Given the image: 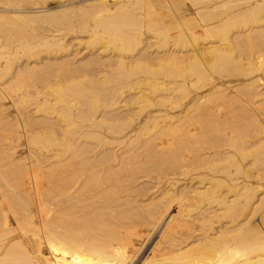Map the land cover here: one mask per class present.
<instances>
[{
    "label": "bare ground",
    "instance_id": "obj_1",
    "mask_svg": "<svg viewBox=\"0 0 264 264\" xmlns=\"http://www.w3.org/2000/svg\"><path fill=\"white\" fill-rule=\"evenodd\" d=\"M83 1L33 16L88 34L75 40L91 51L81 66L51 37L37 44L44 59L19 70L35 47L0 27L16 45L0 46V126L25 150L0 147V264H137L150 235L138 264H264V0H187L165 13L158 0L74 8ZM128 102L135 113H116ZM153 167L171 175L165 185H136Z\"/></svg>",
    "mask_w": 264,
    "mask_h": 264
},
{
    "label": "rangeland",
    "instance_id": "obj_2",
    "mask_svg": "<svg viewBox=\"0 0 264 264\" xmlns=\"http://www.w3.org/2000/svg\"><path fill=\"white\" fill-rule=\"evenodd\" d=\"M0 1H2V2H5V0H0ZM26 1V0H25ZM32 2V3H29V2ZM43 1V2H42ZM66 0H27V2L26 3H24L22 6H19V8H18V6L17 7H15V6H11V5H1L0 7H1V9H0V11L1 12H6V14H7V12L8 13H15V14H17V15H24V16H31L29 19L27 18L26 20H28V21H30V19L31 20H33L32 22L30 21V22H28V21H24V22H22V21H20V23H19V21H16V22H14V24H12V21L10 20H8V19H6L5 20V17H3V18H0V27H1V29H3V31H5L6 30V32H7V30L8 31H10V32H13V30H14V34H17L18 32H20V30H21V32L19 33V35L17 34L16 36L14 35V42L12 41L11 43H16V45H18L17 44V41L19 40H23V38H25L23 41L21 40L20 42H22V43H26V42H28V43H26V44H28V45H33L32 47H35V50H33V52L31 53L32 54V57H30L29 59H27V57L25 58V55H22V53H20L19 54V56L17 57V58H19V61L18 62H16V64H18L19 65V70H23L22 68L23 67H25L26 65H25V63L27 62V60H29V62H31L32 63V61H36V59L37 58H40L41 60H42V58L44 59V57L46 56V54H45V52L41 49V48H38V46L39 45H41V44H43L42 43V41L44 40V41H48V40H50L51 41V39H49V38H51V37H54V38H57V39H60V40H62L64 43H66V45H70V47H68V49H69V53H71V52H73L74 51V53H75V51H77V56L78 57H75L74 58V60H72V63L71 64H74V66H81V65H83L84 63H85V59L86 58H88V56L90 55V53H91V51H88V50H86V49H84V47H82V46H79V45H77V42L75 41V40H77L78 38H81V41L82 40H84V41H86L85 39H87V35L88 34H81L80 33V31L78 32V31H75V32H66V33H63V32H56L57 31V29H54V28H49L46 24H44L42 21H41V19H43V18H39L40 20L39 21H36V19H38V17L36 18V17H33L34 15H43V14H48V13H54V12H56V11H58V10H60V7H62L63 5H64V2H65ZM86 1H87V3H86ZM94 1V2H93ZM100 1H102V2H105V5L106 6H108L109 8H111V9H114L115 7H117L116 5H117V3H118V1L117 0H84L82 3H78V4H75L74 5V8L76 9V8H78V7H81V6H87V5H91V4H93V6H94V8L97 6L98 7V4H96V2H100ZM129 1H132V0H129ZM159 2H156V1H154V2H156V4H155V9H156V11L158 12V11H160V12H162V13H165L164 11H166L167 12V10H166V8L167 7H169V8H172L173 9V6L175 5V6H181L182 7V5H180L182 2H184L187 6H191V4H189V1H187V0H158ZM63 2V3H62ZM91 3V4H89V3ZM116 3V4H115ZM169 4H170V6H169ZM157 5V6H156ZM92 6V7H93ZM3 7V8H2ZM92 7H90V8H92ZM143 8L145 7V5L144 6H142ZM141 7V8H142ZM6 8V9H5ZM16 8V9H15ZM45 9V10H49V11H47L46 13H42V12H39V10H42V9ZM157 8H158V10H157ZM19 9V10H18ZM97 9V8H96ZM54 10V11H53ZM73 11H74V9H73ZM72 9L70 10V12H69V16H70V14H72L73 13V15H72V17H74V14H75V18L77 17L78 18V16H79V14L80 13H78L77 12V10H75V12H72ZM5 14V15H6ZM7 15H10V14H7ZM2 17V16H1ZM32 17H33V19H32ZM79 18H80V16H79ZM4 20V21H3ZM42 22V24L41 25H39L41 22ZM35 22H37V23H35ZM30 23H32V24H30ZM18 24V26H16L17 28H15V25H17ZM21 24V25H20ZM36 24V25H35ZM13 25H14V27H13ZM26 25V26H25ZM13 27V28H12ZM6 28V29H5ZM5 29V30H4ZM20 29V30H19ZM26 31H25V30ZM15 30H17V33H15ZM31 30H33V31H35L36 30V33L37 34H35V32L33 33V32H31ZM42 30V31H41ZM26 32V33H25ZM3 32H0V46H1V48L2 49H4V50H6V51H13V50H15V46L16 45H14V46H12L13 44H11L9 41L10 40H8L9 38L7 37V35H6V33H3ZM57 33H58V35H57ZM63 33V34H62ZM31 34V35H30ZM38 34H40V35H38ZM59 34H62V35H59ZM22 36V38H21V36ZM2 36H3V38H2ZM6 36V37H5ZM30 36V37H29ZM44 36V37H43ZM77 37V38H76ZM8 38V39H7ZM19 38V39H18ZM27 38V39H26ZM31 38V39H30ZM33 38V39H32ZM47 38V39H46ZM74 38V39H73ZM6 40V41H4V40ZM17 39V41L15 42V40ZM72 39V40H71ZM2 40V41H1ZM26 40V41H25ZM28 40V41H27ZM32 40V41H31ZM78 40H80V39H78ZM4 41V42H3ZM84 41H82V42H84ZM19 42V43H20ZM32 42V43H31ZM71 42V43H70ZM150 42H152V40L150 41ZM7 43V44H6ZM37 44H38V46H37ZM7 45H9L8 47H7ZM77 45V46H76ZM4 47V48H3ZM3 50V51H4ZM37 51V52H36ZM40 51V52H39ZM153 51H155V48H152V49H150L149 50V53L151 52H153ZM79 52V53H78ZM73 54V53H72ZM37 55V56H36ZM86 57V58H85ZM104 57V56H103ZM103 57H102V60H104L103 59ZM9 58H13L12 56H10ZM105 59H106V57H104ZM25 59V60H24ZM82 59V60H81ZM83 59H84V61H83ZM89 59V58H88ZM32 60V61H31ZM79 61V62H78ZM84 63H83V62ZM87 61V60H86ZM41 62H44V60L43 61H41ZM41 66H42V68H41ZM33 68V63L32 64H30V66L28 67V68ZM40 68L41 69H33L32 71L34 72V74H33V72H31V74H33L34 75V77H33V75H30L31 76V78L33 79V81H31V83L32 82H34V84L32 85V86H34L35 88L36 87H41L42 86V82H41V78H42V81H43V79H44V76H47L46 74H45V72H47L46 71V69L47 68H43V65H40ZM83 68V67H82ZM43 69H45V72H44V76L42 75V71H44ZM104 69H106V68H102V67H100V68H98V70H100V71H105ZM30 70V69H29ZM37 70V71H36ZM40 70H42V71H40ZM29 73H30V71H29ZM40 73V74H39ZM38 75V76H37ZM29 76V77H30ZM43 76V77H42ZM49 76V75H48ZM31 78H30V80H31ZM40 81V82H39ZM31 93V95H32V91L30 92ZM32 103V105L31 106H29L28 108H27V111H29V110H31L30 112H33V107H35L34 105V102H31ZM130 102H128L127 104H124V107H120V109H122V110H117V112L116 113H118V111H119V113H125L127 110H129V112L130 113H135L136 112V109H134L135 107L133 106V105H130L129 104ZM128 105V106H127ZM132 108V109H131ZM133 110V111H132ZM23 112V117H25V113H26V110H24V111H22ZM12 115L13 114H11L10 115V118L12 117ZM31 129H33L34 130V128H31ZM78 130V129H77ZM15 131V128H13V127H10V125H4L3 126V124L0 126V147H5V146H15V147H17V145L19 146L20 145V151H19V149L17 150L18 151V155L20 156V157H23V156H25V150L24 149H22L23 147L21 146V144H23V140L22 139H20L19 138V135L17 136V134L16 135H14L13 134V132ZM11 132H12V134H13V136L11 135ZM16 132V131H15ZM2 134V135H1ZM8 134H9V136H8ZM7 137V138H6ZM83 141V140H82ZM86 141H87V143L88 144H90V145H88V146H96V145H94V144H96L95 142V140H89V139H86ZM86 141H84V142H86ZM90 142V143H89ZM94 142V143H93ZM93 143V144H92ZM117 144V143H116ZM91 146V147H92ZM113 147H114V145H113ZM115 147H116V150H120L121 148H123V147H119L118 145L116 146L115 145ZM2 149V148H1ZM3 149H6V148H3ZM22 150V151H21ZM24 151V152H23ZM0 152H1V150H0ZM2 153V152H1ZM0 153V161H1V159L3 160V157H2V154ZM22 154V155H21ZM3 164H5V162L3 163H0V171L1 170H3V171H7V173H8V170H6V169H8L9 167H2V165ZM20 165V164H19ZM18 169V168H17ZM152 168H149L148 170H147V173L145 174V172L143 173V174H141V175H144V176H142V177H144L143 179H141V181H137V183H136V185L137 184H139V186H140V184L142 183V182H153V183H157V182H159V183H162L163 185H165V182L167 181V179H169L168 177H170L171 175H168L169 173L166 171V172H161V169L159 168H157L159 171H154V169H156V167L154 168L153 167V170H151ZM20 170V171H19ZM19 170H18V172H19V175L22 173L21 172V170H22V166L20 165L19 166ZM146 171V170H145ZM160 172V173H159ZM149 173V174H148ZM167 173V175H165ZM140 175V176H141ZM145 175H149V176H145ZM155 176V177H154ZM162 178V180H160L161 178ZM166 176H168V177H166ZM137 177V176H136ZM139 177V176H138ZM140 178V177H139ZM153 178V179H152ZM165 178V180H163ZM176 178H178L177 176H176ZM179 179H181V180H184V178H182V177H179ZM171 180V179H170ZM178 189H180V187H177ZM175 208V207H174ZM174 208H172L170 211H169V213H171V215H175L176 214V209H174ZM18 214H19V212H18ZM102 221H104V219L102 220ZM0 225H1V221H0ZM9 227H10V229H14V228H16L17 226H16V222L14 221V219H10V221H9ZM104 224H102V226H103ZM105 225H107V224H105ZM109 225V227H106V228H108V229H110V227H112L111 226V224L109 223L108 224ZM101 226V225H100ZM100 227V229L101 230H104V229H106L104 226L103 227ZM27 228V227H26ZM17 229V228H16ZM30 229H32V228H30V227H28L27 228V231H30ZM108 229H106V230H108ZM0 231H1V228H0ZM105 231V230H104ZM14 233V234H13ZM12 233V235L11 236H13V237H19V230H17V232L15 233V232H13ZM151 237L149 238V236L148 237H146V236H143V242H142V246L139 248V251L140 250H142L141 252H139V254H138V256H136L135 257V259H137V264H138V260H142V259H145V257L147 258V257H149V255H150V253H151V249L154 247V245L156 244V242L158 241V238H157V236L155 237V236H153V235H150ZM152 238V239H151ZM148 239V240H147ZM146 240H147V242H146ZM147 243V244H144V243ZM143 245H145V246H143ZM148 255V256H147Z\"/></svg>",
    "mask_w": 264,
    "mask_h": 264
}]
</instances>
